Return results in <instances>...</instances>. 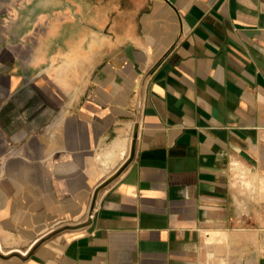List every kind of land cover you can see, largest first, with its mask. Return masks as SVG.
Returning <instances> with one entry per match:
<instances>
[{"label": "crops", "instance_id": "1", "mask_svg": "<svg viewBox=\"0 0 264 264\" xmlns=\"http://www.w3.org/2000/svg\"><path fill=\"white\" fill-rule=\"evenodd\" d=\"M0 264H264V0H0Z\"/></svg>", "mask_w": 264, "mask_h": 264}]
</instances>
